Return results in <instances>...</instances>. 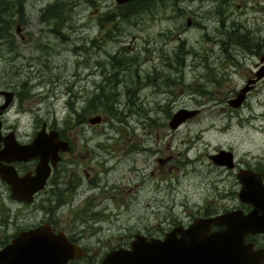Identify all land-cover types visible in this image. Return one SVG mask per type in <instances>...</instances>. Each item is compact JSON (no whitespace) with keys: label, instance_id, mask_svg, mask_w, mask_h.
<instances>
[{"label":"rangeland","instance_id":"374dc122","mask_svg":"<svg viewBox=\"0 0 264 264\" xmlns=\"http://www.w3.org/2000/svg\"><path fill=\"white\" fill-rule=\"evenodd\" d=\"M7 1H0V34L11 31L13 37L0 35V89L18 96L6 109L3 130L28 139L46 120L83 152L70 170L79 169L84 182L86 166L95 176L100 171L103 185L77 196V210H67L65 202L51 211L85 217L98 203L90 217L92 234L87 232L95 264L136 232L163 236L175 224L232 203L221 191L230 185L231 172L210 154L225 148L246 159L264 155V82L239 108L227 102L257 60L230 39L241 32L249 36V47L264 46V0H222L217 6L215 0H178L165 13L129 19L107 17L118 12L116 0ZM17 23L26 39L16 32ZM182 106L199 112L174 130L168 120ZM146 107L154 116L149 121ZM95 116L100 119L91 122ZM144 130L153 137L142 141L138 132ZM109 144L122 146L114 153L121 162L112 168L86 157L88 148L94 157ZM130 145L158 148L159 156L173 158L147 165L146 154L142 161L139 153L135 163L124 158ZM19 208L0 178V246L10 240L16 221L46 212L39 204Z\"/></svg>","mask_w":264,"mask_h":264},{"label":"water","instance_id":"95a60500","mask_svg":"<svg viewBox=\"0 0 264 264\" xmlns=\"http://www.w3.org/2000/svg\"><path fill=\"white\" fill-rule=\"evenodd\" d=\"M128 1L130 0H116L119 4ZM190 23V18H187V25ZM260 60L264 61V53ZM262 76L264 64L255 71V78L247 80L229 98L228 103L233 107L241 105L251 84ZM0 91L5 96L0 104V141L4 142V146L0 148V178L8 184L13 198L30 202L32 195L45 184L51 168L48 161L51 160L52 166H55L59 159L58 151L68 150L69 145L59 137L58 130L45 132L44 124L27 144L18 143L13 132L2 135L1 114L11 101L12 93ZM197 112V108H179L170 117L168 125L175 129ZM99 119V116H95L90 121ZM33 156L40 158L34 173L20 175L10 163ZM210 158L217 164L232 166L233 153L229 149L220 148L210 154ZM4 160L5 163L2 162ZM251 173L247 171L241 177L245 188L247 183L254 184ZM253 202L255 208L248 214L229 210L210 216H196L186 226L174 225L163 237L136 232L129 245L107 250L97 264H261L262 261L255 257L257 251L252 249L250 243L244 242L246 232L264 230V216L260 205L264 198H254ZM214 224L224 225V228L210 231ZM85 253L84 248L69 241L63 231L54 232L50 224L45 222L20 230L0 246V264H66L70 259Z\"/></svg>","mask_w":264,"mask_h":264},{"label":"flooded vegetation","instance_id":"af4514ba","mask_svg":"<svg viewBox=\"0 0 264 264\" xmlns=\"http://www.w3.org/2000/svg\"><path fill=\"white\" fill-rule=\"evenodd\" d=\"M16 32L20 34L22 39L27 38V34L26 33L24 34L21 32V26L18 23L16 26ZM0 35L5 36L8 40L13 37V33L11 31H9V33H7V32L2 33ZM256 46H260L259 49H257ZM249 53H251L253 56L257 57V60H255L253 62L254 68L250 69V72H248L249 75L246 76L242 86L246 83L247 80L255 78V71L262 64H264V61L260 60L261 55L264 53V49H262L261 45H255V48L253 50L249 51ZM147 79H149V78H147ZM263 82H264V76L260 77L258 80L253 82L251 84L252 85L251 88L246 92L245 99L243 100L242 103H244V101L247 100L249 94L254 89L259 87ZM241 87H239L238 90ZM0 90H6V89H0ZM238 90H236L232 96H234ZM7 91H10L12 93L11 94L12 99L10 101V103H12L15 96L16 95L18 96V93L12 89H7ZM151 93L155 94L154 91H152ZM146 95L147 94H144L142 97L143 103H145V101L147 100ZM232 96H230V97H232ZM0 97H2V101L0 102V103H2L4 101L5 96L1 93V91H0ZM230 97L227 98V102H228ZM10 103H9V105H11ZM241 105H239L238 107H233L229 104V106H231L232 108H239ZM184 108H190V107L185 106ZM6 109L8 110V108H6ZM6 109L3 112V114L1 115V121H2L1 132H2V135H6L9 132H13L15 140L18 143L27 144V143H30L32 141V139L34 138L37 131L40 130L44 124L45 132H49L52 129L58 130L59 137L63 140H66L68 142V145H69L68 150H65V151L59 150L58 151L59 159L57 160L55 166H52L51 160L48 161V163L51 167L49 174L46 178L44 186L41 189L37 190L32 195V201H30V202L20 201L16 198H13L10 194V196L13 198V200H15L16 203L18 204V206L20 207L19 209L21 211L23 210L25 205L31 207V206H35V205L37 206L38 204L40 205V207L44 211H46L45 214L40 219L37 218V219L31 220L29 222L16 221L15 222V232L11 235V238L14 237L16 235V233L19 232L20 230L29 229V228H32V227L37 226L39 224L47 222L50 224V226L52 227L54 232L63 231L66 234L67 239L69 241H71L74 244L82 246L84 248V250L86 251L85 254L80 255L79 257L70 259L66 264H78L81 261H83V264H95L97 260L96 259L94 260L92 253L87 248V246H88L87 241L90 239L87 232L90 235L92 234V225L90 224V222H94V219L90 218V217L92 216V214H96L95 206L98 205V203L92 205V209L90 211H88V213H86L88 215H86L85 217H78V213L77 214L74 213V214H72V216L69 217V216H64V214H54V213H51V211L53 210L54 207L56 208L57 206L60 207V209H61L64 206L63 203H65V202H68V205L71 207V209L67 208V210H71V211L77 210L79 205L74 206V203L77 200L76 199L77 196H79L81 193H83L87 190H92L93 187H95V186L101 188V186L103 185V181H101V179L99 177L100 171H98V175L95 176V175H93V173H90L88 171L90 166H86L83 169V173L85 174L86 177H89V178H87L88 180L86 182H84V180H83L84 178L82 179L81 174L79 173V169L76 168L77 172H75L73 169L70 170L69 165L79 164L77 157L80 153H83V152L81 150L77 149L79 147L75 148V145H73V140H71L69 138L68 134H65V133H63L62 130L53 127V125L51 123L47 122L46 120H44L41 123L40 128L38 130H36L28 139H23V137L20 136V134L15 133V131H13L12 129L8 130V131L3 130V125H4L3 116L6 113ZM146 109L143 110V112L146 113L145 114V118L147 119L146 121H149V118L153 119L154 116H153V114L149 113V112H152V109H150L149 107H146ZM197 109L199 112V108H197ZM175 111L176 110H174L172 112V114ZM145 125H146V127H148V129L152 128V126H150L149 123H146ZM138 133L141 135L142 141H143L144 137H147V138L153 137V132L150 130L149 131L144 130L141 133L139 131ZM157 136L159 138V134H157ZM109 145H110L109 148L108 149L104 148L103 152H98L97 154L94 153L95 154L94 157H91V154H90L91 150L88 148L86 151V147H85V151H86L85 155H86V157L93 158L94 160H95V157H97V161H102L103 163L108 162V164H105V165H106V168L110 169L113 166L112 163H120L121 162V160L114 161V153L117 152L115 150V148H121L122 146L121 145H111V144H109ZM3 146H4V142L1 140L0 141V148H2ZM229 150L232 151L231 149H229ZM123 152H124V158L125 159L128 158L129 156H132L133 157L132 161L135 163H136V160L138 159L136 155L141 153V158H142L141 160L144 161L143 157H144V154H146L145 160H146L147 165H149V164L152 165L153 163H156L155 161H157L158 164L166 163V162H169L173 158L172 153H169L165 156H159L160 152H159L158 148L151 151V149L147 148L146 146H139V145H130V147L126 146L123 148ZM232 153H233L232 166H228L227 164H218L222 168H226L228 171L231 172V177L229 180L230 185H228V186L223 185L221 191L224 193L225 197H229L231 199L232 203L228 204L227 206H223V207L219 208L218 210L214 211V213L203 212V213H201V215H196V216H210V215L223 213V212H226L229 210L239 211L243 214H248L255 208V202H253V199L257 198V197L264 198L263 197L264 196V155H261V156H259V154L258 155H252V156H248L247 157L248 159H246V158L240 157L239 155L236 156L233 151H232ZM85 155H82V158H85ZM39 159L40 158L38 156H33V157H29L26 160L25 159H20V160L16 159L10 163L13 164L14 167L17 169L18 174L22 175L26 172L34 173L36 164L39 161ZM2 162L5 163L6 161L4 160ZM82 162H85V161H82ZM64 163L66 165H63ZM67 165H68V167H67ZM154 167H156V166H154ZM157 170L159 172V168ZM247 171L252 172L251 174L254 177L253 178L254 184H248L247 183V186L245 188V186H243V183L241 182V177L244 176L247 173ZM106 172H107V169L104 170V173H106ZM154 173H155V170H150L151 175H154ZM104 184L106 185V183H104ZM9 190H10V188H9ZM84 194H86V193H84ZM257 204H258V202H257ZM260 205H261L262 209L260 207L259 208L261 209V211H263L261 214H263V216H264V202H261ZM16 211H18V210H16ZM196 216H194V217H196ZM65 218H69V219H65ZM193 218L189 222H187L186 224H184V223H178V224H182V225L186 226L187 224H189L193 220ZM223 228H224V225H212L210 228V231L220 230ZM144 234H146V233H144ZM146 235L150 236L149 234H146ZM244 242L250 243L252 245V249L257 251V253L255 254V257L262 261L261 264H264V230L263 231H248V232H246L244 234ZM128 244H126V245H128ZM100 259H99V261H100Z\"/></svg>","mask_w":264,"mask_h":264},{"label":"trees","instance_id":"16d2710c","mask_svg":"<svg viewBox=\"0 0 264 264\" xmlns=\"http://www.w3.org/2000/svg\"><path fill=\"white\" fill-rule=\"evenodd\" d=\"M0 1H2V0H0ZM8 1H7V3H8ZM176 1H178V0H130L126 3H123L120 6H118L119 7L118 12H109L107 14V17H109V18H116L117 17V18L129 19V17L131 15H133V14L139 15L140 13H149V14H151V16H155L160 12L165 13L166 11H168L167 10L168 6L171 3L176 2ZM215 1H217L216 6L224 3V2H222V0H215ZM0 7H1V5H0ZM218 9H220V7ZM217 13H219V15H221L220 13H222V12H221V10H218ZM220 20L223 23L222 18ZM5 27L9 28L10 25L5 26ZM232 30H233V28H232ZM235 30L237 31V29H235ZM6 31L7 30H4L2 32H6ZM233 35H234V37H232L230 39V41H232L233 44L238 45L242 48H245L246 50H249V51H251L255 48V46L249 47V42H248L249 38H247L249 36L247 34L241 33V32L236 34V32H235ZM259 47L260 46H256L257 49H259ZM181 48H183V46L180 43L179 49H181ZM262 49H264V46H262Z\"/></svg>","mask_w":264,"mask_h":264}]
</instances>
